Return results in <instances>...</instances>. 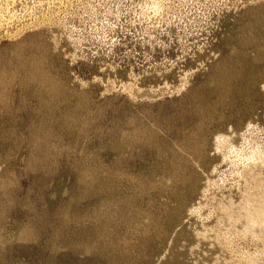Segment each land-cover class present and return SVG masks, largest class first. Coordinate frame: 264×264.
<instances>
[{
    "label": "rangeland",
    "instance_id": "obj_1",
    "mask_svg": "<svg viewBox=\"0 0 264 264\" xmlns=\"http://www.w3.org/2000/svg\"><path fill=\"white\" fill-rule=\"evenodd\" d=\"M258 212L264 0H0V264H264Z\"/></svg>",
    "mask_w": 264,
    "mask_h": 264
},
{
    "label": "bare ground",
    "instance_id": "obj_2",
    "mask_svg": "<svg viewBox=\"0 0 264 264\" xmlns=\"http://www.w3.org/2000/svg\"><path fill=\"white\" fill-rule=\"evenodd\" d=\"M262 211V210H260ZM259 213V212H258ZM262 213V214H261ZM249 223L252 225H256L258 227L264 225V214L263 212H260L258 215H256L255 217H251L249 220Z\"/></svg>",
    "mask_w": 264,
    "mask_h": 264
}]
</instances>
